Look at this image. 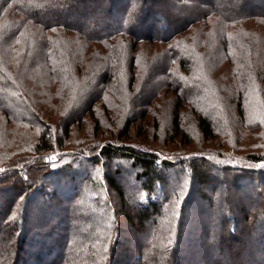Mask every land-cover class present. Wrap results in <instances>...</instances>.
<instances>
[{"label":"rangeland","instance_id":"obj_1","mask_svg":"<svg viewBox=\"0 0 264 264\" xmlns=\"http://www.w3.org/2000/svg\"><path fill=\"white\" fill-rule=\"evenodd\" d=\"M163 1L168 9L170 0ZM186 3L187 1L183 0L179 4L176 3L180 5L178 8H169L180 14L181 21L192 17L190 12H180V8ZM160 5V8H164ZM105 8L106 4L102 3L94 7L97 10ZM236 11L238 14L231 21L216 14L197 21L181 30L169 42H162L156 36L144 41L138 40L125 33L98 42L79 37L70 30H61L59 33L66 41H56L58 54L54 57L58 61L50 68L41 64V57H38L36 52L28 51L23 57L21 53L13 54L12 57L11 52H4L5 69L12 72V76H17L16 81L23 93L17 92L14 96L8 94V99H4L6 105L1 104L3 98L0 94V105L19 116L23 115V110L31 108L40 116L42 128L10 120L0 106V161L33 153L31 148L43 129L49 127L56 131L57 135H61V125L72 121L70 137L64 148L47 156L52 162V167L61 173L65 172L69 165L75 166L77 170V182H81L77 186L85 193L82 198L80 195L76 202L83 206L84 210L75 227L79 236L81 234L88 239L85 241V247L108 248L109 243L104 242L101 230H106L104 233L109 235L110 227L117 224V219L121 221L125 216V212L119 210L121 202L117 195L105 184V176L108 173L119 170V175L117 173L116 176L126 184L125 189L133 188L138 201L147 200V192H141L139 187H131L135 182V174L140 171L136 170L130 161L122 159L108 164L103 158H99L101 146L108 141H114L154 150L160 159H182L183 163H186L187 159L198 160L201 156L209 158L206 165L214 164L216 167L210 177L207 193L213 195L218 202L223 199L236 202V198H242V204L237 202L234 206L241 204L249 212L248 218L245 214L238 215L241 229L232 236L241 244L234 249L228 247L232 251L228 250L231 258L224 259L226 264H264V249L255 253L259 244L255 239L260 235V239L262 236L264 240V212L259 213L258 217V211H264V13L240 16L241 10L238 8ZM134 12V19H139L142 15L141 9L138 8ZM82 13L83 21L80 22L84 24L89 15H85V11ZM99 20L103 21L99 24L100 28L115 26L120 22L111 20V25L108 20ZM1 24L3 23L0 22V26ZM158 25L157 33L169 32L176 27L160 23ZM39 29L38 25L31 22L25 26V33L21 36H34ZM136 32L141 34L144 28H137ZM154 33L156 35V32ZM49 35L53 36V32H49ZM172 41L177 42L176 49L170 46ZM21 43L24 41H17V45ZM182 44L185 47L178 49ZM171 48L175 49L177 54H173ZM181 58H185V63H181ZM164 63H167L166 71L162 68ZM103 65L112 69H108L106 73L102 70ZM53 68L55 72L52 73ZM107 75L112 77V81L107 85L101 84ZM87 78H98L100 85L84 92ZM178 87L185 98L181 109L183 133L179 135L173 128L175 91ZM96 88L101 90V94L98 100L96 99L94 113L85 112L80 108L87 106L90 97L95 95ZM76 110L78 113L74 114ZM202 110L211 116L215 134L213 137L206 138L199 128L197 117ZM4 152L9 155H4ZM252 154L263 158L255 161L251 157ZM226 166L230 169H224ZM182 168L177 169L176 176L182 173ZM224 170L228 172L224 173ZM185 172L188 173V168ZM48 180L47 189L57 193L62 191V194L68 193L67 185H58L53 175ZM225 180L231 184L224 183ZM186 181L190 185L189 178ZM177 186L178 184H175L173 190ZM1 193L2 205L9 195ZM158 195L163 199L160 192L156 196ZM175 195L177 194L173 196ZM185 196H176L167 201L166 213L171 217L169 227L174 225V232L165 236H169L168 244L172 243V237L180 236L177 248L183 250L188 246L187 240H193L195 244L188 249L193 252L192 255L190 252L179 253L178 260L181 264H192L194 260L201 258L196 250L202 248L203 245H199L206 239L204 231L215 223L214 220L209 222L208 217L199 218V208L204 212L208 211L206 204L198 205L201 204L198 198L185 206ZM35 200L37 205L45 203L50 207L42 206L40 213L36 210L34 213L49 217L53 201L47 200L45 196H39L38 200ZM180 221L183 225H179ZM256 221L259 222L257 229L253 225ZM0 222V234L12 249V235L17 225L11 223V220L2 222L1 219ZM122 224L128 226L126 221ZM199 225L205 227L202 233L194 231L189 236L188 230L191 226ZM244 225L245 234L242 233ZM176 226H179V229H176ZM129 228L131 235L121 237L116 250H121L124 248L122 246L127 245V238H132L131 243L145 238L141 235L135 238L137 231ZM154 232L155 229H152L149 235ZM217 232L222 234L220 226ZM7 248L0 247L3 256L5 249L10 250ZM206 251L208 258L210 255L213 260L221 258V250L217 248H209ZM238 251L242 254L240 261L234 257L239 254ZM9 253L10 251L8 255ZM58 254V251L53 252L51 258ZM193 255L195 257H192ZM162 258L165 260L167 257Z\"/></svg>","mask_w":264,"mask_h":264},{"label":"trees","instance_id":"obj_2","mask_svg":"<svg viewBox=\"0 0 264 264\" xmlns=\"http://www.w3.org/2000/svg\"><path fill=\"white\" fill-rule=\"evenodd\" d=\"M174 1L170 0L167 9L163 0H0V22L3 23L0 26V94L2 95L0 96L3 98L1 99L3 102L1 104H4V99L7 100L9 95L14 96L17 92L23 93L16 81L17 76H12L13 73L5 69L4 52H11L12 57L16 53H21L23 57L28 51L29 53L36 52L38 57H41L40 62L43 66L53 67L58 61L54 57L55 54H58L56 53L57 47L55 43L56 41H66V39L61 37L62 34L59 33L61 30H70L79 35V37L98 42L111 39L120 33L131 34L138 40L143 41L156 36L162 42H169L181 30L197 21L211 17L213 14L231 21L236 18L238 14L236 10L238 8L241 10L240 16L264 13V0H185L187 3L182 9L180 8V12H190L192 17L181 21L180 14H176L173 9L169 8H175L176 6L178 8L180 6L178 4L183 0H177L175 3ZM101 3L102 5L106 4L105 10L94 9L96 5H101ZM160 4L164 8H160ZM6 7L10 9L6 10ZM138 8L141 9L143 17L141 15L139 19H134L136 18V12L134 11ZM82 11L87 12L85 15H89L84 24L80 22L83 21V16L81 17V15L84 13ZM4 14L6 16L3 19ZM99 19L108 20L107 22L110 24L111 20L112 22H120L115 26L100 28L99 24L103 21ZM31 22L40 27L39 32L34 36L23 38L21 35L25 33V26ZM159 23L176 27L169 32L157 33ZM137 28H144V32L138 34L136 32ZM49 32H53V36L55 35L54 37L56 38L49 35ZM154 32H156V35H154ZM17 41H24V43L17 45ZM175 44L177 42L172 41L170 46L175 48ZM183 47L185 46L182 44L178 49ZM173 48H171V51H174L173 54H177L176 48ZM14 59L12 58V60ZM166 62L168 61L166 60ZM181 63H185V58H181ZM67 65L69 64L67 63ZM162 66L163 70L166 71L167 63ZM108 69H112V67L102 66V70L106 73H108ZM51 70L52 73L55 72L54 68ZM90 79L87 78V84H85L87 87L84 92L100 85L98 78ZM111 81L112 77L107 75L101 84L107 85ZM179 87L175 91L176 103L173 111V128L177 135L183 133L181 109L184 106L183 101L185 99ZM95 92V95L90 97L87 106L84 107L85 109L83 107L80 109L94 113V105L101 94V90L97 89ZM10 102H13V100ZM1 107L8 118L14 122L28 124L35 128L42 125L40 116L31 108L23 110V115L19 116L4 106ZM77 113L76 110L74 114ZM197 121L200 130L206 138L215 135L213 122L209 114L202 110L198 114ZM70 122L72 123V121ZM70 122L62 124L63 126L61 125L63 128L61 135H57L56 131H52L49 127L43 129L31 148L33 153L0 161V193L5 192L9 195L8 199H4L3 204H0V221L1 219L2 222L11 220V223L17 225L12 235V241H14L12 249L8 247L6 239L4 240V237L0 234V247L3 246L10 249L9 255L8 250L2 249L5 252L4 256L0 251V264H30L31 262L34 264H181L178 261L180 259L179 253L190 252L192 255L193 252L191 250L188 251V249L195 243L188 237V246L184 250L178 249L180 236H175V238H171L172 243L168 244L169 236L165 235L173 234L174 225L169 227L171 217L166 213L165 207L169 199L171 200L176 196L183 198V195H186L183 203L185 206L198 198L201 201V204L198 205L206 204L208 211L204 212L202 208H199V218L208 217V221L214 220L213 222L215 223L209 226V229L206 228L203 233L206 239L203 240V244L199 245L203 246H201V249L197 248L196 250L199 251L201 260H194L192 264H226L224 259L231 258L229 251H232L228 247L234 249L241 244L235 241L232 236L241 229L238 215L245 214L248 218L249 212L245 206H241L242 198L238 200L236 198V202L230 200L229 202L226 199L218 202L213 195L207 193L208 183H210V177L214 174L216 165H206L209 158L202 156L198 160L187 159L186 163H183L184 160L182 159H160L159 154L154 150L128 143L119 144L114 141H108L101 146L99 158H103L104 162L108 164L122 159L130 161L131 165L140 171L135 174V182L131 184V187H139L141 192H147V200L138 201L134 195L136 192L133 188L125 189L126 184L116 176L117 173L119 175V170L108 173L105 176V184L117 195L121 202L119 210L125 212V216L121 221L117 219V224L112 228L110 227L109 235L104 233L106 230H101L102 235H104V242L109 243L108 248H103V246L99 247V249L89 248V246L85 247V241L88 239L84 235L81 236L80 234L79 236L75 227L80 218H82L84 210V207L76 204V202L80 199V195L82 198V194L85 193V191L82 193L83 189H79L80 186H77L79 184L77 182L79 178L76 176L77 170L75 166L71 167L69 165L64 170L65 172L61 173V171L52 167V162L47 156L49 153L60 152L59 150L64 148L66 141L70 137L72 126ZM3 154L9 155L8 152ZM251 157L255 161H260L263 158V156L254 154ZM181 168L182 173L176 176L177 169ZM186 168H188V173L185 172ZM224 169L229 170L230 168L226 166ZM225 172L228 171L224 170ZM52 175L58 185H67L66 187L69 188L67 194H62V191L57 193L55 190L47 189V180ZM172 178L174 179L172 180ZM187 178H189L190 185L186 181ZM224 183L231 184L228 180H225ZM175 184H178V186L173 190ZM262 184L264 186L263 181ZM158 192L161 193L163 199H160V195L156 196ZM174 194L177 195L173 196ZM164 195L166 198H164ZM39 196H45L47 200L53 201L51 203L53 209L49 217L44 214L40 216L34 213V210L40 213V208L50 207V205L45 203L37 205L35 198L38 200ZM237 202L241 204L234 206ZM42 206L44 207L42 208ZM263 212L259 210L258 217L260 216L259 213L263 214ZM183 215H181L182 220ZM43 216L45 217L43 218ZM123 221H126L128 226L135 232L137 231L135 238L139 235L145 238L134 243H131L132 238H127V245L122 246L124 248L121 250H116L115 248L119 247L120 238L132 233L128 226H123ZM256 222L253 225L257 229L259 222L257 224ZM182 223L180 221L179 225H183ZM219 226L223 231L220 235L217 232ZM203 228L205 229L201 225L198 227L191 226V231L190 229L188 230L189 236L194 231L202 233ZM152 229H155V232L149 235ZM176 229H179V226H176ZM244 229H246L245 225ZM147 233L148 235H146ZM242 233L245 234L246 230ZM259 236L255 239L259 243L256 246L255 253L258 252L257 250L261 251L264 249L263 237L261 236L260 239ZM229 244L231 245L229 246ZM209 248L221 250V258L213 260L211 255L208 258L206 250ZM223 248H225V256ZM56 251L59 254L51 258V254ZM163 256L167 258L163 260ZM192 257L195 256L193 255ZM234 257L237 261H240L242 254L239 253Z\"/></svg>","mask_w":264,"mask_h":264}]
</instances>
